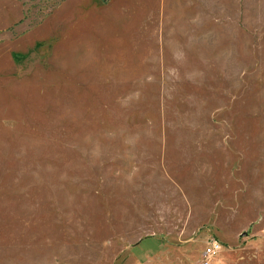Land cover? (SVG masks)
I'll return each instance as SVG.
<instances>
[{"label":"rangeland","instance_id":"1","mask_svg":"<svg viewBox=\"0 0 264 264\" xmlns=\"http://www.w3.org/2000/svg\"><path fill=\"white\" fill-rule=\"evenodd\" d=\"M264 264V0H0V264Z\"/></svg>","mask_w":264,"mask_h":264},{"label":"built area","instance_id":"2","mask_svg":"<svg viewBox=\"0 0 264 264\" xmlns=\"http://www.w3.org/2000/svg\"><path fill=\"white\" fill-rule=\"evenodd\" d=\"M219 248L220 244L215 239H211L209 241V247L203 255V264H209L213 255L219 250Z\"/></svg>","mask_w":264,"mask_h":264}]
</instances>
